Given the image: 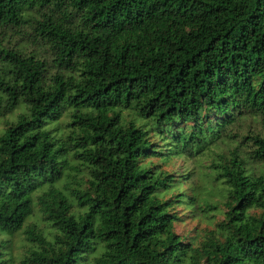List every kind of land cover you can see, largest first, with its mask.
Here are the masks:
<instances>
[{
    "label": "trees",
    "instance_id": "1",
    "mask_svg": "<svg viewBox=\"0 0 264 264\" xmlns=\"http://www.w3.org/2000/svg\"><path fill=\"white\" fill-rule=\"evenodd\" d=\"M17 108L0 233L24 231L23 264H264V133L242 130L264 119V0H0V116ZM219 144L223 218L180 235L197 196L165 197L182 182L152 159Z\"/></svg>",
    "mask_w": 264,
    "mask_h": 264
},
{
    "label": "rangeland",
    "instance_id": "2",
    "mask_svg": "<svg viewBox=\"0 0 264 264\" xmlns=\"http://www.w3.org/2000/svg\"><path fill=\"white\" fill-rule=\"evenodd\" d=\"M11 41H14V38ZM25 46L30 50L35 49V46L33 45L32 47L30 45ZM20 110V108H17L9 114L0 116V134L10 122L15 121ZM67 121V114H63L58 122L59 127L64 128ZM249 125L252 127L249 128ZM252 128L264 133V119L257 118L253 121L252 119L247 118L244 121L242 130L247 132ZM64 131H66V129H64ZM225 148L224 145L219 144L216 147L212 146L210 148L211 150H206L202 155H197L195 157L180 155L173 157L167 162H163L157 158L152 159L153 163L171 173L175 181L182 182L177 185V188L173 192L167 194L165 197H171V200H174L175 198L173 195L176 193H183L185 196H192L195 193L197 196L195 202L190 201L189 199H183V202H180V199H177V201L174 202L175 206L173 210L178 216H180V220L175 222L174 226L176 233L193 236L199 240L203 235V229L213 228L216 222L223 218L221 210H223L224 207L220 202L223 200L222 186L219 188L214 184L212 187L211 178L209 179L208 174L211 172L209 166L215 158L216 153L222 152ZM80 174L83 175V173ZM182 176L184 178H182ZM36 195H38V193L34 196V213L27 220L26 225L35 224L38 227H43L45 224L42 221V214L39 209ZM205 199H209L211 203L217 205V210L207 212L201 210L198 205H205ZM187 205H195V207L192 209L188 208ZM0 241H4V244L0 247V251L10 259V264H23L22 259L26 255L29 247L32 246V243L26 239L24 231L21 230L14 235L0 233Z\"/></svg>",
    "mask_w": 264,
    "mask_h": 264
}]
</instances>
